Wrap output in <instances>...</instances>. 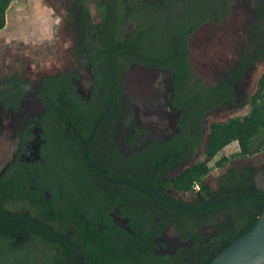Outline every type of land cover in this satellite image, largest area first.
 <instances>
[{
  "label": "flooded vegetation",
  "instance_id": "1",
  "mask_svg": "<svg viewBox=\"0 0 264 264\" xmlns=\"http://www.w3.org/2000/svg\"><path fill=\"white\" fill-rule=\"evenodd\" d=\"M80 1L72 0L63 18L61 42L67 45L56 39L59 48L50 46L54 58L42 71L8 65L0 74V263L210 264L232 244L248 216L236 199L264 196L257 185L264 163L214 169L184 196L167 181L205 157L210 115L250 106L259 80L251 83L252 73L264 64V0H87L89 17L93 9L98 18L93 29L119 22L128 40L155 21L211 7L208 20L188 39L189 65L195 73L191 49L212 42L228 48L232 58L220 57L207 68L213 84L199 85L210 90L224 83L230 93L207 111L199 133L186 126L185 139L181 114L174 130L165 106L173 73L136 63L116 73L104 59L90 62L88 41L102 43V37L88 35ZM233 14L242 17L239 26L227 25ZM205 27L209 30L200 40ZM109 38L117 48L120 43ZM132 69L155 76L146 85L138 83L144 97L133 98L135 103L124 93L123 76ZM116 79L120 97L99 106L106 82ZM174 101L173 93L177 114ZM49 102L54 112L50 137L45 129ZM88 106L100 109L93 126L84 115ZM184 144L192 153L178 162L183 154L176 153Z\"/></svg>",
  "mask_w": 264,
  "mask_h": 264
},
{
  "label": "trees",
  "instance_id": "2",
  "mask_svg": "<svg viewBox=\"0 0 264 264\" xmlns=\"http://www.w3.org/2000/svg\"><path fill=\"white\" fill-rule=\"evenodd\" d=\"M80 2L83 5V15L85 16L83 21L89 22L87 24L88 35L92 33V36L102 37V43L101 41L98 43L88 41L90 62L98 63L104 59L105 66L117 68L116 73L120 68L131 63L170 70L174 75V104L181 111L179 124L182 130V138L185 139L190 134L187 127L192 128L194 133H199L207 111L219 104L223 95L227 96L230 93V88L224 83L221 84L222 87L210 90L204 86L202 88L199 85L201 82L199 77L189 65L188 39L195 30L208 20L211 7L200 5L181 13L175 20H167L166 23L161 24L155 21L149 29L147 27L137 29V35L132 38L129 37L131 39L128 40L119 32V22L113 26L107 22L102 24V29H93L98 26L91 25L94 19L89 17L87 0ZM136 3L141 4V2ZM9 4L10 0H0V30L5 26V14ZM96 6L98 11H103V6ZM109 27L111 33L108 32ZM109 37L114 38L116 44L120 43L117 48L110 44L112 40ZM103 54H111L112 56L106 58L102 57ZM117 76L116 78H118ZM106 84L108 87L104 89L100 97L99 106L106 104L112 96L117 99L120 97L117 79L115 82H106ZM219 96L221 97L219 98ZM88 107L84 115L88 124L93 126L97 122V118L101 116L100 109ZM82 108H79L81 113L85 110ZM53 116L54 112L49 102L45 128L48 137L53 133L51 127ZM232 143H237L239 149L233 157L250 158L264 150V73L258 80L257 90L252 96L250 110L246 116L243 119L236 117L220 123H212L208 129L205 159L186 168L177 177L168 180L167 186L182 196L194 192L193 187L202 186V179L212 170L223 168L230 161L228 157L223 155L218 159L216 158L225 147ZM191 153V148L184 144L183 148L176 153L183 154L178 162L188 158ZM249 174L250 185L254 189L256 182L252 171ZM238 182L237 178H233L235 186L239 184ZM236 201L239 203V207L247 209L248 216L244 219L243 227L232 243L251 230L264 208V196L262 194L258 196V199L244 197L243 199H236Z\"/></svg>",
  "mask_w": 264,
  "mask_h": 264
},
{
  "label": "rangeland",
  "instance_id": "3",
  "mask_svg": "<svg viewBox=\"0 0 264 264\" xmlns=\"http://www.w3.org/2000/svg\"><path fill=\"white\" fill-rule=\"evenodd\" d=\"M22 2L24 4L27 2V0L21 1V3ZM70 2H72V0H50L49 3L51 7L50 9L51 12L49 13H52L53 18L51 19L52 25H49V27L50 26L52 27L46 29L48 35H45L44 37L38 35L40 34V31L33 29L35 25H38L39 21L35 20V18L30 13L29 9L26 12H24V17H23L24 22L21 23V21L13 19L12 17L10 18V20H8L4 28L0 30V74L5 73L6 66L8 67V65H11V68L12 66L13 68H19V69L23 68V70L24 69L28 70L31 73H33V71H39V72L42 71L41 67L44 64L47 65L49 61L54 58L53 53H51L54 49H52L51 51L50 46L51 45L56 46V42H55L56 39L60 38V40L57 41L60 42L62 45H67L66 43L61 42L62 39L61 36L63 34L60 29L63 26L64 23L63 18H65L66 16L67 8ZM91 14L94 19L93 22L97 21L98 18L96 13L93 12V9H91ZM241 19L242 17H240V15L233 14L232 20H229L227 22V25L233 24V27L239 26L241 24ZM25 25L27 26V28H25ZM208 30L209 29L206 27L203 28L202 31H200L198 38L202 40V38L205 36ZM228 36L229 34L227 32V37ZM23 43L25 44L23 45ZM6 44H10V45L6 46ZM56 47L59 48V43H57ZM227 50L228 48L226 49L221 48L220 46H218L217 43L214 44L213 42L210 44L208 43L206 46L200 47L198 49H191L190 63L192 65V68L195 70V73L198 75L200 81L204 85L206 86L212 85L213 80L215 78V76L213 75V71L207 69L208 67H210V65L219 62L220 57H223L225 59L232 58L230 57L231 54L229 53V50L228 51ZM39 52L42 53L38 54ZM15 54H17L18 56H15ZM2 59H5L4 64ZM26 59L29 61L28 63H26L27 62ZM202 64L206 66V69L203 70L201 69ZM263 73H264V64L258 65V67H256L252 73L251 83H253V81L255 80L257 82V79L260 78ZM153 77L155 78V76L149 77L147 74L145 75V71L140 69H132L128 71L127 74L123 76V81L125 82V88H124L125 97L128 100H131L133 103H135L133 98L144 97L142 95V93L144 92H142L141 88H138L137 85L138 83L140 85L142 83L146 85V83L147 84L149 83V78L151 79ZM256 90H257V86L253 94H255ZM249 110H250V106L248 104L244 109L236 113H230L227 115L222 113H220L219 115H210L208 117L209 119L208 124L218 123V122L220 123L226 121L227 119L236 118V117H241L243 119L246 116V114L249 112ZM238 151L239 149L237 143H232L229 146L225 147L221 152V154L216 159H218L222 155L228 157L230 161L225 166H229L233 164L255 166L257 163H264V150L250 158L233 157ZM204 159L205 157L203 158V160ZM256 171H258L257 168ZM257 179H258L257 180L258 187L264 190V178L260 176ZM0 264H4V263H0Z\"/></svg>",
  "mask_w": 264,
  "mask_h": 264
},
{
  "label": "water",
  "instance_id": "4",
  "mask_svg": "<svg viewBox=\"0 0 264 264\" xmlns=\"http://www.w3.org/2000/svg\"><path fill=\"white\" fill-rule=\"evenodd\" d=\"M174 88L170 81L165 96V106L171 114L169 124L176 129V120L181 112L173 113L171 99ZM210 264H264V208L249 232L233 242Z\"/></svg>",
  "mask_w": 264,
  "mask_h": 264
},
{
  "label": "crops",
  "instance_id": "5",
  "mask_svg": "<svg viewBox=\"0 0 264 264\" xmlns=\"http://www.w3.org/2000/svg\"><path fill=\"white\" fill-rule=\"evenodd\" d=\"M49 2L50 0H27V2L24 4L22 2L16 6H9L5 14V25L8 22V20H10L11 17L18 21H21V23L24 22L23 19L24 12H26L29 9L30 13L35 18V20L39 21L38 25H35L33 29L40 31V34L38 35H41L42 37L48 35L46 29L52 27V26L49 27V25H52L51 19L53 18L52 13H49L51 12L50 10L51 7ZM25 28H27L26 25Z\"/></svg>",
  "mask_w": 264,
  "mask_h": 264
},
{
  "label": "built area",
  "instance_id": "6",
  "mask_svg": "<svg viewBox=\"0 0 264 264\" xmlns=\"http://www.w3.org/2000/svg\"><path fill=\"white\" fill-rule=\"evenodd\" d=\"M21 1H24V0H10V4L9 6H15V5H18L21 3ZM195 187V186H194Z\"/></svg>",
  "mask_w": 264,
  "mask_h": 264
}]
</instances>
